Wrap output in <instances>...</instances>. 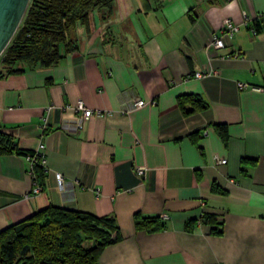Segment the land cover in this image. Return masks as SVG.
Returning <instances> with one entry per match:
<instances>
[{"label":"crops","instance_id":"crops-1","mask_svg":"<svg viewBox=\"0 0 264 264\" xmlns=\"http://www.w3.org/2000/svg\"><path fill=\"white\" fill-rule=\"evenodd\" d=\"M244 13H264V0H115L77 25L56 65L0 75L3 130L22 149L44 145L45 159L34 194L27 155H0V231L55 206L115 217L122 240L96 264H264V20ZM228 17L239 30L214 50ZM132 96L149 103L120 113ZM78 101L111 115L79 130L64 110ZM137 213L165 227L138 230Z\"/></svg>","mask_w":264,"mask_h":264},{"label":"trees","instance_id":"trees-1","mask_svg":"<svg viewBox=\"0 0 264 264\" xmlns=\"http://www.w3.org/2000/svg\"><path fill=\"white\" fill-rule=\"evenodd\" d=\"M114 2L31 0L18 30L0 56V75L3 77L22 73L26 68L56 65L66 54L76 50L77 25L88 26L94 10L106 8L110 15ZM190 98L202 102L198 97ZM200 106L206 107L205 104ZM182 109L186 115L194 112L185 109L183 104ZM216 126L227 141V126ZM11 153L33 155L35 151L20 148L17 140L6 133L0 124V155ZM247 161L254 162L246 158L242 160ZM33 174L43 182L44 166L39 162L34 163ZM135 226L138 230L154 232L162 230L165 223L159 216L144 217L137 213ZM219 232V229L216 230V233ZM122 237L114 216L96 217L74 209L49 206L0 231V264H96L104 248L119 242Z\"/></svg>","mask_w":264,"mask_h":264},{"label":"built area","instance_id":"built-area-1","mask_svg":"<svg viewBox=\"0 0 264 264\" xmlns=\"http://www.w3.org/2000/svg\"><path fill=\"white\" fill-rule=\"evenodd\" d=\"M245 16V22L246 24L254 21V20H264V13L261 14H256L252 18L248 16L247 13H244ZM239 30V25L234 22V20L231 17H228L224 20V23L222 27L217 30L213 36L212 40L210 43V47L214 50H219L224 48L227 45V41L231 39ZM253 31H256L255 28H253ZM206 74H217L216 71H209L207 73H196V77L201 78L204 77ZM238 88L239 89H254V90H260L261 88L255 85H251L249 83L245 82H238ZM149 102H147L144 99H141L136 96H132L126 100H123L120 106V113L124 115H128L133 113L134 111L146 106ZM150 103L155 104V101H151ZM64 110L67 113H74V122L75 126L77 129H82L86 122L90 120V118L93 115H98V116H106V115H111L110 112L108 111H100V110H93L91 108H88L85 106L83 101H78L76 105L71 106V105H66L64 107ZM44 148V145H40L39 149L35 151L33 155H27L28 161L33 165L36 162H39L41 165L45 167V159H44V154L41 153V149ZM216 163L217 164H224L226 163L225 159H220L219 157L216 158ZM137 172L139 175L144 174V168L139 167L137 169ZM33 179H34V186L32 189V193H40L43 191V185L38 181L33 172ZM59 187L61 190H66L65 188V179L62 174L58 173L56 175ZM163 218L167 219L168 215L164 214Z\"/></svg>","mask_w":264,"mask_h":264},{"label":"water","instance_id":"water-1","mask_svg":"<svg viewBox=\"0 0 264 264\" xmlns=\"http://www.w3.org/2000/svg\"><path fill=\"white\" fill-rule=\"evenodd\" d=\"M31 0H0V56L18 30Z\"/></svg>","mask_w":264,"mask_h":264}]
</instances>
